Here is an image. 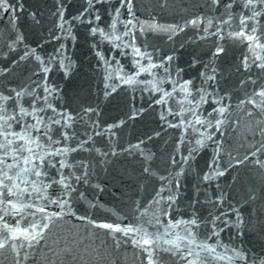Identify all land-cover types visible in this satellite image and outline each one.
<instances>
[{
  "label": "snow or ice",
  "instance_id": "obj_1",
  "mask_svg": "<svg viewBox=\"0 0 264 264\" xmlns=\"http://www.w3.org/2000/svg\"><path fill=\"white\" fill-rule=\"evenodd\" d=\"M93 244L264 264V0H0V256Z\"/></svg>",
  "mask_w": 264,
  "mask_h": 264
},
{
  "label": "water",
  "instance_id": "obj_2",
  "mask_svg": "<svg viewBox=\"0 0 264 264\" xmlns=\"http://www.w3.org/2000/svg\"><path fill=\"white\" fill-rule=\"evenodd\" d=\"M147 3H151L152 0H146ZM103 201V207L97 210V214L100 216L111 215L114 209V205L111 203L108 193H104L101 197ZM104 237L98 234L96 243L102 241ZM87 243V242H86ZM121 264H132L131 249L129 248L127 254L124 250L119 252ZM106 261H110V258L106 255L104 249L95 247V244L91 245V251L86 254L83 264H105ZM0 264H8L4 257L0 256Z\"/></svg>",
  "mask_w": 264,
  "mask_h": 264
}]
</instances>
